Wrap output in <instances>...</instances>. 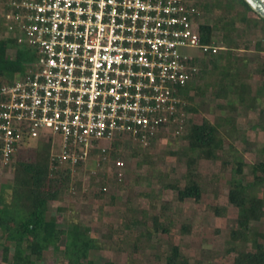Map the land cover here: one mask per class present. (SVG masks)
<instances>
[{
  "label": "built area",
  "instance_id": "obj_1",
  "mask_svg": "<svg viewBox=\"0 0 264 264\" xmlns=\"http://www.w3.org/2000/svg\"><path fill=\"white\" fill-rule=\"evenodd\" d=\"M5 33L36 57L0 80V165L25 142L50 141L54 168L106 154L117 139L147 147L180 133L182 90L194 61L222 50L202 42L198 0H7ZM60 149H57V144ZM118 160L117 166L123 167Z\"/></svg>",
  "mask_w": 264,
  "mask_h": 264
},
{
  "label": "trees",
  "instance_id": "obj_2",
  "mask_svg": "<svg viewBox=\"0 0 264 264\" xmlns=\"http://www.w3.org/2000/svg\"><path fill=\"white\" fill-rule=\"evenodd\" d=\"M7 0H0L5 3ZM227 12L220 16L218 22L210 24L204 22L201 25L202 42L212 44L218 42L225 46L220 54L209 53L203 60L194 61V65L200 68L195 74L192 83L184 90L182 96L186 100L184 110L187 113H198L206 105L205 99L209 95L216 98L235 97L240 102L251 93L250 83L244 76V68L247 64H240L235 57L233 40L234 35L240 32H247L251 28H258L264 25V19L252 15L256 12L245 0H226ZM208 5L203 0H198V8L208 10ZM222 22V24H221ZM243 31H240V28ZM5 22L3 14L0 15V80H14L18 75L23 74L19 63L21 51L19 44L14 38L6 36L4 31ZM219 35V36H218ZM221 39L215 41L216 37ZM17 48L16 58L9 55L10 49ZM256 50L264 53L263 41L257 42ZM259 59V58H258ZM211 67V69L209 68ZM218 72L219 78H214ZM260 76H264V67L259 70ZM199 80L204 81L201 86L197 85ZM1 89V83H0ZM264 96V84L258 90L256 99ZM196 97L202 99L201 106L195 104ZM253 100V99H252ZM202 107V108H201ZM230 107V106H229ZM226 105H219V109L225 112L229 109ZM187 133L181 138L187 142L179 151L171 152L180 159H186L187 174L186 185L166 184L164 176L160 179L165 183L166 188L173 189L177 193V200L184 202L187 199L199 201L202 197L203 187L199 183L197 164L202 161H218L219 153L226 148L228 139L233 141L241 139L247 143L245 132L237 126L236 119L229 117L225 128H219L214 121L206 115L201 124H194L191 119L185 122ZM160 137V136H159ZM153 139L149 147H142L130 138L117 139L113 142L112 148L106 154L94 151L90 154L87 162H80L75 167L65 164L54 168L51 162L52 143L50 141H38L35 147L29 142L22 144L21 151L13 158L10 167L16 170V176L11 183L3 184L0 193V229L6 236V241H13L17 264H31L30 259L36 257L42 259V252L52 246L55 253L63 252L64 260L68 264H98L91 258V252L99 249V242L90 235L91 228L86 225L70 222L68 229L62 235L46 231V223L52 222L54 228L60 227L58 216H51L49 204L52 201H59L66 193L73 189L82 190V177L88 172L91 176L92 185L98 187V193L94 196L100 200L108 189V179L101 175L96 176L92 169L99 165H105L109 159L128 161L133 157H141L144 149L152 151L159 139ZM239 137V138H238ZM133 149V155L126 151ZM144 148V149H143ZM230 150L236 153L235 161L243 162L234 144ZM151 165L154 161L150 160ZM142 163H140L141 165ZM224 166L228 162L223 163ZM92 165V166H91ZM112 196V201H116ZM228 201L230 206L238 209V217L234 226L229 232L230 239L236 243L233 252L241 254L236 258L234 264H264V160L258 162L253 172L248 177L238 173L233 174L228 190ZM224 214L225 208L218 209ZM144 219H132L125 224V227L118 233L122 236L123 245L126 249L133 248L139 251L142 242H149L159 232L170 233V219L167 215L150 216L148 210L143 209ZM166 220L163 221L162 219ZM152 220V225L149 222ZM146 227L140 231L137 228ZM184 232L190 228L184 226ZM66 238L67 243L62 249L60 242ZM26 242V246L22 243ZM146 243V244H147ZM132 245V246H131ZM251 245L252 250H241L239 247ZM3 258L7 263L9 260L10 248H3ZM133 253V252H132ZM62 258L56 260L55 264L62 262ZM106 264H113L112 262ZM130 264H138L131 258ZM166 264H191L190 259L183 254L178 245L170 246L166 253Z\"/></svg>",
  "mask_w": 264,
  "mask_h": 264
},
{
  "label": "rangeland",
  "instance_id": "obj_3",
  "mask_svg": "<svg viewBox=\"0 0 264 264\" xmlns=\"http://www.w3.org/2000/svg\"><path fill=\"white\" fill-rule=\"evenodd\" d=\"M203 2L209 6L208 10L203 11V22L215 24L219 17L227 12L226 0H203ZM4 11L5 5L0 2V15ZM251 16L259 15L256 13ZM240 31H243L242 27ZM218 36L215 41L221 39ZM233 37L236 46L235 57L240 64H247L244 68V76H247L246 81L251 86L250 95L245 96L244 102H240L235 97L215 99L209 95L205 99L206 105L203 109L198 113H187L186 120L191 119L194 124H201L208 115L219 128L223 129L227 125L228 118L233 117L240 130L245 132L247 143L242 142L239 137L235 141L228 139L225 150L219 153L218 161L202 160L197 164L199 183L203 187L201 199L199 201L187 199L180 202L177 200L175 190L166 188L165 183L160 180L161 176H164L165 179L167 178L166 184H179L182 187L186 185V159H180L179 156L171 153L179 151L187 144L182 139L187 133L184 125L180 133L168 130L160 136L152 151L144 147L141 157L131 156L134 152L132 148L126 150L131 159L124 161L123 167L117 166L118 160L115 159H109L105 165H99L98 162L97 168L91 171L96 176H105L109 184L102 199L98 200L94 196L99 191L98 187L92 185L90 174L84 173L81 176V191L73 189L61 200L50 202L49 213L51 216H58L60 227L55 229L54 224L49 221L46 223L47 232L62 235L68 229L70 222L89 226L90 235L100 244L98 250L91 252V258L98 264L109 262L130 264L131 258L138 264H166V253L172 245H178L183 254L190 259L191 264H234L236 258L241 257L240 253L232 251L236 243L229 237V232L238 217V209L230 206L228 190L233 174L238 173L248 177L252 174L254 166L264 160V96L256 99L253 106L254 98L264 84V76L261 77L259 73L264 67V53L256 50L258 41H263L264 44V25L251 28L246 33H236ZM215 43L220 45L222 50L226 49L223 44ZM18 49L21 51L19 63L24 74L33 67L36 57L26 46L19 45ZM16 51L17 48L10 49L9 55L16 58ZM205 58V56L199 57L200 60ZM214 78H219L218 72H215ZM203 84L202 80L197 82L198 86ZM201 102L202 99L196 97L195 104L201 106ZM219 105L230 107L222 112ZM37 143V140H33L31 146L35 147ZM232 143L237 156H240L243 162L235 161L236 153L229 149ZM56 144L59 150L60 144ZM151 159L154 165H151ZM224 162L229 164L224 166ZM15 176L16 170L13 166L0 165V193L2 185L11 183ZM112 196H116V201H112ZM222 208L226 210L224 214L218 210ZM143 209L148 210L150 216L167 215L171 220L170 233H157L151 243L142 242L139 251L135 252L133 248L126 249L122 236L116 232L123 229L132 219L143 220L145 217ZM152 223L150 220L148 225L151 226ZM184 226L190 228V231L185 233ZM137 230L144 231L146 227ZM17 243L12 240L6 241V236L0 229V264H17L14 261ZM66 243V238H62L60 242L62 249ZM22 244L26 246V242ZM4 246L10 248L7 263L2 254ZM241 250L250 251L252 247L251 245L239 247V251ZM61 258L63 261L58 264H68L67 260L63 259L64 253H55L50 246L42 252L41 260L33 257L30 262L55 264L56 260Z\"/></svg>",
  "mask_w": 264,
  "mask_h": 264
},
{
  "label": "water",
  "instance_id": "obj_4",
  "mask_svg": "<svg viewBox=\"0 0 264 264\" xmlns=\"http://www.w3.org/2000/svg\"><path fill=\"white\" fill-rule=\"evenodd\" d=\"M250 7L264 19V0H245Z\"/></svg>",
  "mask_w": 264,
  "mask_h": 264
}]
</instances>
